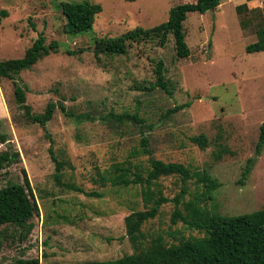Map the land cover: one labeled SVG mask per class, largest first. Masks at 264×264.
Instances as JSON below:
<instances>
[{
    "label": "rangeland",
    "instance_id": "obj_1",
    "mask_svg": "<svg viewBox=\"0 0 264 264\" xmlns=\"http://www.w3.org/2000/svg\"><path fill=\"white\" fill-rule=\"evenodd\" d=\"M62 1L84 0H0V9L9 12L0 23V60L22 57L40 32L46 44H59L18 75L27 88L26 103L35 113L49 101L62 103L72 115L57 106L45 126L32 123L15 102L12 82L0 81V151L9 142L20 154L18 163L1 170L0 188L21 183L24 168L40 209L30 227L0 225V264L19 257L77 264L132 253L124 217L146 208L141 186L102 185L99 175L126 160L147 167L148 156L134 155L143 135L153 157L190 168L181 211L190 200L222 215L263 209L264 144L259 155L255 148L264 122V51L249 53L246 46L264 28V0H221L215 10L187 13L183 26L190 53L184 58L176 55L171 34L164 46L156 40L134 42L124 55L98 57L94 37L155 26L168 19L171 6L193 0H88L102 10L92 28L80 34L64 32ZM159 61L171 94L146 88L155 81ZM110 113H137L144 123L119 122ZM200 133L208 138L204 150L190 139ZM50 147L64 162L59 182ZM249 158L255 162L243 177ZM204 175L219 185L208 190L200 181ZM158 184L172 199L182 182L169 175ZM174 209L170 200L143 224L146 241L161 236L170 245L203 235L180 218L173 224Z\"/></svg>",
    "mask_w": 264,
    "mask_h": 264
},
{
    "label": "trees",
    "instance_id": "obj_2",
    "mask_svg": "<svg viewBox=\"0 0 264 264\" xmlns=\"http://www.w3.org/2000/svg\"><path fill=\"white\" fill-rule=\"evenodd\" d=\"M220 3L221 0H193L192 2L176 4L170 7L168 19L155 26L148 28L136 26L114 37L95 36L94 54L97 57L99 54L124 55L127 53L128 45L134 42L156 40L159 45L164 46L168 40V35L171 34L176 55L181 58L187 57L190 49L185 41L183 26L187 13L203 14L215 10ZM60 9L65 18L64 32L80 34L92 28L102 7L100 4L88 0L62 1ZM8 15V10L0 9V23ZM32 26L34 27V25ZM256 34L258 40L247 45L246 52L264 51V28L258 29ZM45 41V35L40 32L22 57L0 60V81L8 79L12 82L15 102L23 111L24 116L32 123L42 126H45L53 118L57 106L66 115L72 116L69 111L65 110L62 103L49 101L41 113L33 112L32 107L26 103L27 88L20 83L18 75L21 71L31 68L45 56L57 51L59 46L57 41L53 40L48 44ZM154 76L155 81L146 88L151 90L159 87L171 94L172 89L164 77L162 61L157 63ZM183 107L184 104L175 106L168 109V113L176 112ZM110 114L119 122L126 120L134 121L139 125L144 123V119L139 117L137 113ZM1 139L3 143L6 142L5 136L2 135ZM190 139L202 150L208 146V138L203 133ZM263 144L264 122L260 126V134L256 143L255 152L257 155L260 154ZM140 146L141 148L134 155L148 156L147 167L142 168L126 160L113 164L110 169L99 175L102 185L109 183L112 186L127 187L131 184L141 186V196L146 208L133 210L124 217L125 232L132 247V253L114 259L87 260L77 264H264V208L238 215H222L209 211L197 201L190 200L183 203V212L178 205L182 203V196L187 192L186 183L192 176L190 168L180 162H165L153 157L147 135L141 137ZM49 150L55 163V177L59 182L60 174L58 173L64 162L58 160L51 147ZM221 155L222 152L218 151L215 158L219 160ZM19 161V151L7 142L6 149L0 151V172ZM254 162V158L248 159L242 171L243 177L250 172ZM21 173L23 175L21 183L11 182L0 188V225L14 224L24 227L28 224L30 227L32 225L31 220L40 213L26 170L22 168ZM169 175L180 177L182 182L180 192L172 199L163 195L162 190L158 188V180ZM200 181L208 190L219 185L217 181L210 179L207 175L202 176ZM86 194L100 196L96 192H87ZM170 200L175 203L171 217L172 223H176L177 219L180 218L188 227L203 233L202 236L182 239L170 245L165 244L161 236L146 241L142 231L143 224L155 218L159 213L160 206ZM4 264H40V261L39 258L19 257Z\"/></svg>",
    "mask_w": 264,
    "mask_h": 264
}]
</instances>
